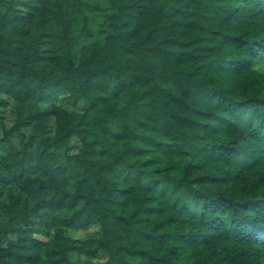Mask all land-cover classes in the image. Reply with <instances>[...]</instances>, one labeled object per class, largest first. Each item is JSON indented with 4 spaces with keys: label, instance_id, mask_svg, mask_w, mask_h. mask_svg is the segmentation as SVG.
Wrapping results in <instances>:
<instances>
[{
    "label": "trees",
    "instance_id": "obj_1",
    "mask_svg": "<svg viewBox=\"0 0 264 264\" xmlns=\"http://www.w3.org/2000/svg\"><path fill=\"white\" fill-rule=\"evenodd\" d=\"M259 58L264 0H0V264H264Z\"/></svg>",
    "mask_w": 264,
    "mask_h": 264
},
{
    "label": "rangeland",
    "instance_id": "obj_2",
    "mask_svg": "<svg viewBox=\"0 0 264 264\" xmlns=\"http://www.w3.org/2000/svg\"><path fill=\"white\" fill-rule=\"evenodd\" d=\"M253 68L258 70V71L264 72V58H259L253 64ZM2 96L6 102V105H4L1 108V114L3 115L5 125L10 126L14 121L12 107H11L13 100L11 99L10 96H8L6 94H2ZM54 100L57 104H61L65 109H68V110L80 111L86 105V103L83 101H75L73 99L63 97L62 95L55 97ZM47 103L48 102H46L44 104H47ZM52 130H53V122L51 120L50 131H52ZM24 132H25V134H29L31 132V129L25 128ZM69 147H70V150L72 152L77 151L79 148L78 138L73 137L69 142ZM66 234L72 238L85 239V238L97 236L99 234V231H98V227L96 225H91V226H88V227L83 228V229L77 228V227H71V228L66 230ZM35 235L38 237L46 238V233L38 232V233H35ZM101 259H103V258H99V260H101Z\"/></svg>",
    "mask_w": 264,
    "mask_h": 264
}]
</instances>
